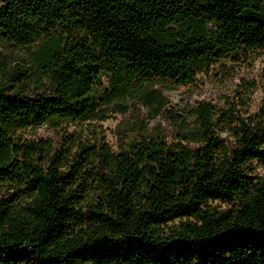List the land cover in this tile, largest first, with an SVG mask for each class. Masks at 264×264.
Here are the masks:
<instances>
[{
  "label": "trees",
  "instance_id": "1",
  "mask_svg": "<svg viewBox=\"0 0 264 264\" xmlns=\"http://www.w3.org/2000/svg\"><path fill=\"white\" fill-rule=\"evenodd\" d=\"M259 50L264 0H0V264H264V95L165 93Z\"/></svg>",
  "mask_w": 264,
  "mask_h": 264
},
{
  "label": "rangeland",
  "instance_id": "2",
  "mask_svg": "<svg viewBox=\"0 0 264 264\" xmlns=\"http://www.w3.org/2000/svg\"><path fill=\"white\" fill-rule=\"evenodd\" d=\"M263 69L264 50L254 52L249 60L238 61L234 58H225L213 64L208 72L200 74L193 84L173 86V88L166 90L165 93L172 103L181 107L194 105L201 100L225 106L230 97L246 93L251 95L252 109H254L264 95ZM165 84L173 85L170 82ZM123 120L124 117L121 114H116L105 121L97 123L98 129H101L106 141L115 148L118 147L121 133L125 129V126L121 125ZM161 121V119H157L152 122V125ZM87 124L88 122L69 125L64 133H73L77 130L86 134L87 132L84 129L87 128ZM62 135V130H57L49 124H44L33 130L31 134H27L26 137L52 139L54 142L59 143L62 141ZM259 172L264 175V168L260 167ZM13 255L22 257L25 260L32 256L28 250H19Z\"/></svg>",
  "mask_w": 264,
  "mask_h": 264
}]
</instances>
